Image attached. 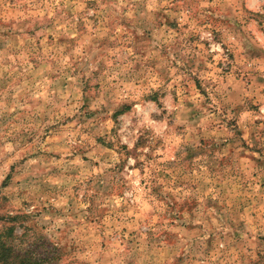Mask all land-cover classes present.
Returning a JSON list of instances; mask_svg holds the SVG:
<instances>
[{"label": "rangeland", "instance_id": "obj_1", "mask_svg": "<svg viewBox=\"0 0 264 264\" xmlns=\"http://www.w3.org/2000/svg\"><path fill=\"white\" fill-rule=\"evenodd\" d=\"M264 264V0H0V264Z\"/></svg>", "mask_w": 264, "mask_h": 264}, {"label": "trees", "instance_id": "obj_2", "mask_svg": "<svg viewBox=\"0 0 264 264\" xmlns=\"http://www.w3.org/2000/svg\"><path fill=\"white\" fill-rule=\"evenodd\" d=\"M27 264H44L43 259L28 260Z\"/></svg>", "mask_w": 264, "mask_h": 264}]
</instances>
